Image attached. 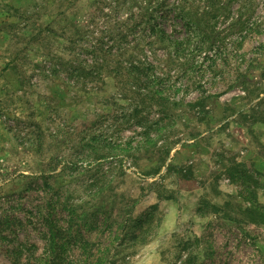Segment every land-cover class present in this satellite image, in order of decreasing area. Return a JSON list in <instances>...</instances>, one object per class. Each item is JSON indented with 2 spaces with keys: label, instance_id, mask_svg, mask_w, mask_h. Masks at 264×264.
<instances>
[{
  "label": "rangeland",
  "instance_id": "374dc122",
  "mask_svg": "<svg viewBox=\"0 0 264 264\" xmlns=\"http://www.w3.org/2000/svg\"><path fill=\"white\" fill-rule=\"evenodd\" d=\"M0 264H264V0H0Z\"/></svg>",
  "mask_w": 264,
  "mask_h": 264
},
{
  "label": "trees",
  "instance_id": "16d2710c",
  "mask_svg": "<svg viewBox=\"0 0 264 264\" xmlns=\"http://www.w3.org/2000/svg\"><path fill=\"white\" fill-rule=\"evenodd\" d=\"M58 242L59 241L56 239V235L52 233L49 239V245L47 244V249H49V251L52 252V254H54L55 250L59 247Z\"/></svg>",
  "mask_w": 264,
  "mask_h": 264
}]
</instances>
